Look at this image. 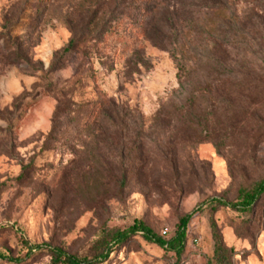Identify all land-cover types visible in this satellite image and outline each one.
I'll return each mask as SVG.
<instances>
[{
  "label": "rangeland",
  "instance_id": "obj_1",
  "mask_svg": "<svg viewBox=\"0 0 264 264\" xmlns=\"http://www.w3.org/2000/svg\"><path fill=\"white\" fill-rule=\"evenodd\" d=\"M143 7L0 0V255L94 260L135 221L168 241L193 214L179 258L138 233L99 264H215L213 226L223 264H264V194L245 212L217 205L264 182V0ZM218 15L243 27L240 46L180 27ZM191 47L214 60L179 73L171 51ZM104 102L114 126L98 115L86 132ZM25 241L44 249L25 258Z\"/></svg>",
  "mask_w": 264,
  "mask_h": 264
},
{
  "label": "trees",
  "instance_id": "obj_2",
  "mask_svg": "<svg viewBox=\"0 0 264 264\" xmlns=\"http://www.w3.org/2000/svg\"><path fill=\"white\" fill-rule=\"evenodd\" d=\"M144 2V7L142 13L144 16H150L151 18L159 13L160 8L165 7L168 0H139ZM204 22V23H203ZM196 23L191 20L182 22L180 27L183 28L187 33L192 36H201L204 39H210L214 41L220 47L230 48L235 46H240L239 42L243 38V27L240 26L235 18L232 15H218L214 18H207L205 21ZM243 42V41H242ZM74 40L69 41L66 46L61 50V54L69 53L75 46ZM169 46H175L174 44H169ZM219 48V47H218ZM171 51V50H170ZM172 58L175 61L177 70L179 73L186 74L188 67L190 65L208 63L211 60H214L211 52L206 48L199 49L196 47H191L187 52L183 51L181 48H175L171 51ZM222 60H217L216 63L221 62ZM52 70V69H51ZM190 70V69H189ZM115 105L111 102H104L98 105L97 113L92 117V121L87 123L85 131L95 127L97 125L98 115H102L109 121L110 126H114L113 118L111 114L108 113V110L104 109L106 106ZM50 134L54 133V128L50 130ZM264 194V182H259L251 192H241L239 202L236 205H227L222 200L217 201V205L221 207H231L234 210L247 211L250 210L257 199ZM193 214L185 215L178 220L176 227V232L174 237L168 241L163 240L161 237L154 234L151 229L142 224L139 221H135L133 225L126 231L116 232L110 241L109 244L105 245L100 253L95 257L94 260H78L75 257L66 255L63 251L59 249H48L50 261L49 264H99L104 262L110 255V252L118 249L123 243H125L130 236L135 234H141L142 239L145 242L152 243L164 249L167 252L173 253L177 258L181 256L184 250V243L186 239V228L192 218ZM213 229V238L215 240V255L214 261L215 264H223L224 249L220 245L219 237L215 232L214 226ZM25 245L28 248L26 256H30L34 252H40L44 249V246L41 245H32L25 241ZM0 260L7 262L8 264H20L23 262L22 259H11L0 255Z\"/></svg>",
  "mask_w": 264,
  "mask_h": 264
},
{
  "label": "built area",
  "instance_id": "obj_3",
  "mask_svg": "<svg viewBox=\"0 0 264 264\" xmlns=\"http://www.w3.org/2000/svg\"><path fill=\"white\" fill-rule=\"evenodd\" d=\"M161 236H166V231H163L162 233H161Z\"/></svg>",
  "mask_w": 264,
  "mask_h": 264
}]
</instances>
